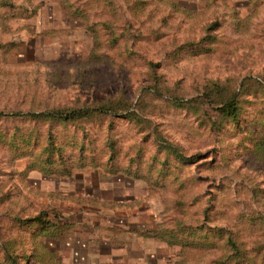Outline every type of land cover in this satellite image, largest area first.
<instances>
[{"label": "rangeland", "instance_id": "1", "mask_svg": "<svg viewBox=\"0 0 264 264\" xmlns=\"http://www.w3.org/2000/svg\"><path fill=\"white\" fill-rule=\"evenodd\" d=\"M97 169L136 181L117 212L149 264H264V0H0V264H41L39 242L78 264Z\"/></svg>", "mask_w": 264, "mask_h": 264}, {"label": "crops", "instance_id": "2", "mask_svg": "<svg viewBox=\"0 0 264 264\" xmlns=\"http://www.w3.org/2000/svg\"><path fill=\"white\" fill-rule=\"evenodd\" d=\"M93 171H99V177L104 175L109 180L95 183L99 192L87 197L93 204H83L82 210L77 214L76 224L69 221L72 230L68 231L63 240L77 239V246L80 247L78 249L83 255L76 257L78 264H149V256L152 253L151 238L146 234L149 226L138 225L130 228L125 222L129 213L117 212L118 207L126 206L121 205L122 202L139 200L140 196L132 195L136 181L124 174H113L98 169ZM127 185L131 186L128 187L130 189L126 188ZM91 242L94 244L92 249L89 245ZM65 252L75 255L76 251L70 247ZM63 253L61 250L62 262L71 264Z\"/></svg>", "mask_w": 264, "mask_h": 264}, {"label": "trees", "instance_id": "3", "mask_svg": "<svg viewBox=\"0 0 264 264\" xmlns=\"http://www.w3.org/2000/svg\"><path fill=\"white\" fill-rule=\"evenodd\" d=\"M110 103L111 102L102 104L101 106H98L96 108H79V109H73L71 111H64V112L59 111L56 113L55 112L35 113L34 116H36L37 118L41 117V118H48V119H54V120H58V121L68 122V121L73 120V119H80L83 117H88L89 115H91L90 112L110 114L111 112L115 111L112 108V104H110ZM239 105H240V102H239V100H237V96H231L222 102V104L220 106V111L225 116L233 117L235 119V118H237L238 113H239ZM175 152L179 157L186 159L185 154L181 150L176 149ZM50 166H51V164L47 163L46 166H43L40 169L42 171H44L45 173H48V174L53 173V172H51L52 170H51ZM110 172H112V170H110ZM44 215L45 214H39L36 217L29 218V220H27V222L30 225L36 224V225H40V226L45 227V228L49 227L51 225L50 219L45 218ZM62 228H65V229L68 228V224L62 223ZM170 232H168V233L172 234V232L171 233ZM156 235H158V233H155V236ZM228 242H229L230 246H233V250L236 251V254H234V258L238 257V255L240 256L241 250H240L238 244L235 241H233L232 238H229ZM37 244H38L37 247L34 248L33 252L30 254V258L31 257L33 258V262L39 261L41 264H64L62 262V260L60 259L59 255L56 253V251L48 248L46 243L39 242ZM6 257H7L8 261L13 263V262H16L17 258L21 257V255H19L17 253H15V254L6 253ZM226 257L227 256L225 255L224 257L217 259L215 264H230V258L232 256H230L229 258L228 257L226 258Z\"/></svg>", "mask_w": 264, "mask_h": 264}]
</instances>
